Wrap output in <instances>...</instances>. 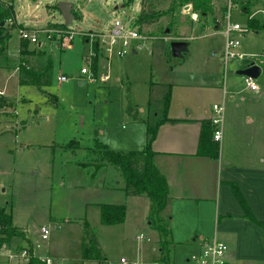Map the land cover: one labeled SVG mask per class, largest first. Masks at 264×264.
Returning <instances> with one entry per match:
<instances>
[{"label":"rangeland","instance_id":"374dc122","mask_svg":"<svg viewBox=\"0 0 264 264\" xmlns=\"http://www.w3.org/2000/svg\"><path fill=\"white\" fill-rule=\"evenodd\" d=\"M61 1L74 3L79 18L61 28L60 40L52 35L50 41L46 30L59 29L55 25L64 19L47 7ZM174 1L157 3L159 23L140 29L135 19L142 0H14L15 14L3 22L11 41L0 53V208L11 214L24 237L2 247L0 264H47L42 261L47 259L50 264H94L78 262L85 224L95 232L107 264L121 258L128 264L184 263L185 253L178 248L163 260L162 248L170 245L149 223L167 226L157 222L151 208L127 199L121 171L102 161L99 147L124 154L142 151L150 129L184 108L187 114L207 108L213 88L240 91L244 82L233 71L236 62L262 69L255 82L264 99V0L248 13L242 10L247 0H209L208 19L214 17L215 26L224 27L230 10L231 23L247 30L238 52L248 56L229 62L227 71L220 58L224 35H213L211 22L202 32L204 27ZM250 18L258 30L249 28ZM117 24L127 31L140 29L144 39L129 47L121 39L111 45ZM23 31H35L40 45L27 50ZM68 33H73L71 42ZM103 35L108 38L102 44ZM177 39L187 43L179 57L172 50ZM60 76L67 80L59 82ZM257 108L264 115V101ZM98 204L128 206L124 223L103 226ZM43 229L49 231L46 240Z\"/></svg>","mask_w":264,"mask_h":264},{"label":"crops","instance_id":"0c3cea01","mask_svg":"<svg viewBox=\"0 0 264 264\" xmlns=\"http://www.w3.org/2000/svg\"><path fill=\"white\" fill-rule=\"evenodd\" d=\"M208 18L200 15L198 22H192L200 23L202 32L211 22L213 35H224L226 25L220 29L211 21L214 17ZM212 90L207 108L200 106L189 114L184 108L162 120L152 143L154 165L168 185V202L159 218L168 229L169 253L171 248L183 250L186 264L205 243L217 238L229 247L228 264H264V229L246 218L230 186L239 187L253 217L264 222V115L257 110L263 93L247 90L244 83L240 91ZM215 104L224 105L225 118L220 152L212 158L203 147L205 134H211ZM132 200L145 209H155L148 198Z\"/></svg>","mask_w":264,"mask_h":264},{"label":"trees","instance_id":"16d2710c","mask_svg":"<svg viewBox=\"0 0 264 264\" xmlns=\"http://www.w3.org/2000/svg\"><path fill=\"white\" fill-rule=\"evenodd\" d=\"M32 2H37L39 0H31ZM166 1V0H142L141 2V11L140 14L136 17L135 26L137 28H148L155 24H158L161 18V13L157 11V3ZM262 0H247L246 3H243L242 10L245 13H248L255 3ZM132 1L125 3V6H129ZM174 2L179 3L182 7L191 4L194 11L198 12L201 16H207L211 12V7L209 6V0H175ZM14 0H0V53L6 48V45L11 41V30L7 27L1 26L2 22L9 20L14 16ZM57 4H54L50 7H47V10L50 12V9L57 10ZM174 7L170 10L174 11ZM73 14L75 18H79L78 14L75 11V4L73 8ZM249 28L258 30L259 25L253 21L252 18L248 20ZM55 27L61 29L66 28L64 24L55 25ZM139 29V30H140ZM27 42V41H26ZM28 43V42H27ZM100 43L93 45V53L98 50ZM30 47L28 43L26 48ZM22 50L25 51V46H22ZM93 67H95V61L93 62ZM211 125V123H210ZM149 141L146 144V147L142 151L130 152V153H119L109 150L106 146H100L102 154V161L108 164L113 165L118 168L124 177L125 180V195L127 197H147L155 204V212L157 222H162L158 215L163 211L168 202V185L166 179L161 175L154 165L153 158L155 153L152 150V143L155 139L156 129L149 130ZM213 127L211 126L210 131L205 134L204 139V148H206L207 155L212 158H217L219 155V146L218 143L213 141ZM202 151V150H201ZM233 194L236 197L239 204L242 206L246 218L251 220L253 223L259 225L264 229V222L257 221L246 203L243 194L241 193L239 187L231 183L230 184ZM100 223L103 226H115L124 223L126 216V207L123 205H100ZM152 227L159 231L164 237L167 245L170 243L167 240L168 229L163 227V225H154L151 221ZM85 236L81 249L80 261L82 263L91 262L95 264H107L106 259L102 255L99 241L96 237L95 232L88 230L87 224L84 226ZM24 232L20 231L12 224V216L9 214L6 209L0 208V250L2 247L9 243L13 237L21 236L24 237ZM164 241V242H165ZM164 254L163 260L166 259L169 248H162ZM30 264H45L41 263L38 260H32Z\"/></svg>","mask_w":264,"mask_h":264},{"label":"built area","instance_id":"2783aa9c","mask_svg":"<svg viewBox=\"0 0 264 264\" xmlns=\"http://www.w3.org/2000/svg\"><path fill=\"white\" fill-rule=\"evenodd\" d=\"M188 8L185 10V14H189L190 20L193 22H198L200 19V15L198 12H195L192 5L188 4L183 7ZM226 18V26L225 30H223L225 41H224V48L220 54V58L223 61V65L225 67V71L228 67V63L232 62L234 60H242L248 55L244 53H239L238 48H240L241 42L240 38L241 36L244 37V34L247 32V30L243 27H241L239 24L231 23V14L230 10L225 15ZM47 38L48 40H52V35H57L58 39L60 40L63 31L61 29H48L46 30ZM73 33H68V40L71 42L73 39ZM234 35H237L238 37H234ZM20 38L24 41H27L31 46L40 45L38 42L37 33L30 32V31H23L20 33ZM108 37L103 35V40H101L102 44L106 42ZM111 45H114L117 43V39H121L123 41V47H129L131 45V41L141 40L144 39L141 32L139 30L134 29L131 31H127L124 28L120 27L119 24L114 27L112 31V35L110 36ZM138 46V45H137ZM126 51H120L119 56L123 57L125 55ZM216 56V55H214ZM264 57V52L262 54ZM243 68L239 62H236V69ZM83 73H85V70H82ZM93 78H91L92 80ZM245 88L251 92H256L259 90L255 80H252L250 78H242ZM67 78L65 76H60L58 78L59 82H65ZM2 95V93H0ZM212 113L213 117L211 119V126L213 127V141L216 143H220L223 139V124H224V118H225V107L223 104H215L212 107ZM42 238L46 240L49 235L48 230H42ZM228 252L229 247L227 244L219 241L217 238L210 240L209 242L205 243L203 247L200 249L199 253L192 255L186 262V264H228ZM26 252H23L22 255L25 258ZM26 259V258H25ZM43 262H46L47 264H50V259L42 260ZM118 264H128L127 261L122 258L120 259V262Z\"/></svg>","mask_w":264,"mask_h":264},{"label":"water","instance_id":"95a60500","mask_svg":"<svg viewBox=\"0 0 264 264\" xmlns=\"http://www.w3.org/2000/svg\"><path fill=\"white\" fill-rule=\"evenodd\" d=\"M57 11L62 15L64 19V25L69 26L73 20H75V16L73 14L74 3L69 1H61L57 5ZM117 10V8H116ZM5 23H1V26H4ZM169 33V30L167 31ZM186 41H174L172 43V50L175 56H181L182 51L186 48ZM33 48V45L30 46V49ZM135 53V52H134ZM136 54V53H135ZM262 74V69L251 63L243 68L237 69L235 71V75L242 78H250L252 80H257Z\"/></svg>","mask_w":264,"mask_h":264}]
</instances>
